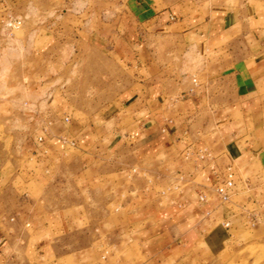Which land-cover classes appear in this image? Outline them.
Instances as JSON below:
<instances>
[{
	"label": "crops",
	"instance_id": "obj_1",
	"mask_svg": "<svg viewBox=\"0 0 264 264\" xmlns=\"http://www.w3.org/2000/svg\"><path fill=\"white\" fill-rule=\"evenodd\" d=\"M74 31L90 35L37 30L30 51L58 66V38ZM90 36L76 55L92 53L82 68L103 74L98 97L55 94L61 119L0 158V264H227L235 220L264 219V9L135 3ZM229 165L223 201L214 185Z\"/></svg>",
	"mask_w": 264,
	"mask_h": 264
},
{
	"label": "rangeland",
	"instance_id": "obj_2",
	"mask_svg": "<svg viewBox=\"0 0 264 264\" xmlns=\"http://www.w3.org/2000/svg\"><path fill=\"white\" fill-rule=\"evenodd\" d=\"M135 3L159 12H177L180 8L184 13L200 12L204 15L214 3H229L249 9L251 13L264 9V0H30L27 4L7 0L8 12L21 17L23 24L19 29L7 32L11 42L7 45L0 44V158L20 156L19 146L23 140L33 135V131L37 130L38 135L46 127L53 125L56 119H61L60 116H53L54 107L58 103L51 101L55 94L60 96L61 92L71 91L81 98L83 92H89L91 97H98L97 81L102 73L97 69L82 68V62L87 61V56H92V53L76 55V52L79 47L87 51L89 46L94 45L95 37L91 38V32H97L99 28L105 32L114 29L121 16L131 13V5ZM56 19L57 23L54 22ZM71 27L84 29L90 35L80 38L74 31V35L67 37L65 34ZM54 28L66 30L59 36L58 45H68V51L63 49L57 54L58 59H53L57 60L58 66L49 62L50 54L30 51L35 31L45 32ZM0 32L3 30L0 29ZM24 41L27 45L26 52L23 53V49L17 51V47ZM73 58L76 60V67L65 68L67 60ZM92 61L95 60L88 62L92 64ZM107 68L110 72L115 71L109 63ZM78 103L95 110L104 101L85 100ZM39 104L42 105L40 109L46 112L44 118L34 115ZM240 219L241 221L235 220V226L231 230L230 244L233 252L226 256L227 264H264V219L246 218L244 221L247 223ZM259 221L262 228L255 225ZM102 254L105 252H101Z\"/></svg>",
	"mask_w": 264,
	"mask_h": 264
},
{
	"label": "built area",
	"instance_id": "obj_3",
	"mask_svg": "<svg viewBox=\"0 0 264 264\" xmlns=\"http://www.w3.org/2000/svg\"><path fill=\"white\" fill-rule=\"evenodd\" d=\"M0 9L3 12L0 13V29L3 30L4 33L12 32L15 29H19L23 24V19L19 16H14L8 12L7 1L0 0ZM69 118L67 117V120ZM42 140V137H39ZM206 152H202L200 154L201 157L205 156ZM236 168L233 165H229L221 175L220 179L214 185V189L216 194L223 200L228 201L230 200L234 188L236 186ZM201 199H206V196L203 194L201 195Z\"/></svg>",
	"mask_w": 264,
	"mask_h": 264
}]
</instances>
